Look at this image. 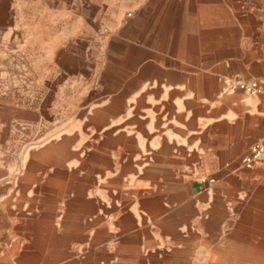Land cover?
<instances>
[{
  "label": "crops",
  "instance_id": "1",
  "mask_svg": "<svg viewBox=\"0 0 264 264\" xmlns=\"http://www.w3.org/2000/svg\"><path fill=\"white\" fill-rule=\"evenodd\" d=\"M121 1L140 37L123 75L0 104V264H223L254 229L264 242V166L241 165L264 140V94L230 90L264 82V0ZM4 111L66 118L18 156Z\"/></svg>",
  "mask_w": 264,
  "mask_h": 264
},
{
  "label": "rangeland",
  "instance_id": "2",
  "mask_svg": "<svg viewBox=\"0 0 264 264\" xmlns=\"http://www.w3.org/2000/svg\"><path fill=\"white\" fill-rule=\"evenodd\" d=\"M132 10L121 0H0V104L41 107L59 87L65 98H72L71 85L63 79L77 75L91 81L123 75L124 47L129 41L136 47L140 43L138 30L124 35V23L135 17L129 16ZM71 52L83 65L81 70L74 71L57 59ZM1 116L9 128L4 145L5 140L16 142L18 156L44 142H56L61 134L57 123L66 118L6 111ZM257 235L254 229V243L227 244L223 264H264V254L249 258L254 251L264 253V242H255Z\"/></svg>",
  "mask_w": 264,
  "mask_h": 264
},
{
  "label": "built area",
  "instance_id": "3",
  "mask_svg": "<svg viewBox=\"0 0 264 264\" xmlns=\"http://www.w3.org/2000/svg\"><path fill=\"white\" fill-rule=\"evenodd\" d=\"M129 16H133V13H129ZM241 87L250 94H264V82L259 80L235 79L231 81L230 90L235 91ZM241 165L245 168H253L257 165L264 166V140L253 143L250 153L242 158ZM202 181L213 183L215 179L203 178Z\"/></svg>",
  "mask_w": 264,
  "mask_h": 264
}]
</instances>
